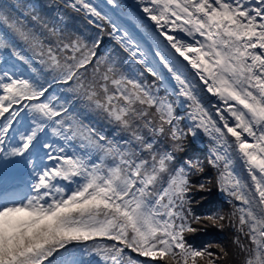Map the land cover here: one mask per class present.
I'll list each match as a JSON object with an SVG mask.
<instances>
[{
    "label": "snow or ice",
    "instance_id": "snow-or-ice-1",
    "mask_svg": "<svg viewBox=\"0 0 264 264\" xmlns=\"http://www.w3.org/2000/svg\"><path fill=\"white\" fill-rule=\"evenodd\" d=\"M68 9L98 31L70 28ZM145 72L175 83L161 95ZM0 118V264H92L89 252L103 264H223L225 245L198 248L187 234L226 226L241 264H264V0H0ZM201 129L203 160L187 154ZM49 130L79 143L66 152ZM6 165L31 169L29 192ZM205 165L228 214L193 211L197 195L210 203L212 180L193 179Z\"/></svg>",
    "mask_w": 264,
    "mask_h": 264
},
{
    "label": "trees",
    "instance_id": "trees-1",
    "mask_svg": "<svg viewBox=\"0 0 264 264\" xmlns=\"http://www.w3.org/2000/svg\"><path fill=\"white\" fill-rule=\"evenodd\" d=\"M36 0H31V2ZM28 3L29 0H16L14 3L11 4H25ZM53 3V0H38L37 6L40 5H48ZM59 13L56 11H48V16H56ZM67 24L70 28H80V29H86L89 32H97L98 29H96L93 25H89L87 20L84 18L83 12H75L71 9L67 10ZM104 43L105 45H112L115 46V41L110 40L107 34L104 36ZM103 47V46H102ZM118 47V46H117ZM27 55L31 56L33 60L36 59V57L31 53L27 52ZM13 63L16 65V70L18 72L27 73V67L22 62L18 60H14ZM145 78L149 84L155 83L156 87L160 88V94L164 95V87L162 86V83L157 80L155 77H152L150 74L145 72ZM174 99V97H173ZM83 107V106H81ZM178 112L182 115V111L178 109ZM7 115V114H6ZM27 113H23L22 116L27 118ZM85 115H88V113H85ZM94 113L89 116V119L92 123L97 124V127H104L105 131H111L110 127L107 125L106 122L97 123L96 119H93ZM24 122H27L25 119ZM188 125L186 121L181 122V127H185ZM16 127H21V125H16ZM22 130V129H21ZM186 130V128H185ZM18 140V137H17ZM49 140L53 143H57L59 146L65 147L66 152H71L73 145L79 143V141H74L72 144L65 145L62 141L59 140L57 137H53L51 135V132L49 130ZM192 138L189 136L187 138V142L190 144L188 155L192 156H198L202 160L208 155V152L206 151V147L203 148L198 145V143L195 141L194 144H191ZM37 162L40 163L39 159L37 158ZM45 164L51 166L52 162L47 161L46 159L41 163V167H43ZM12 168H17V166L11 165ZM23 169L31 172L30 168L23 167ZM27 173V172H23ZM30 178V175L27 177ZM196 181H201L205 179H211L212 183L209 185L211 187L212 191L210 194H204V199L209 201L210 203H204V201L201 199V196L197 195L195 197V200L193 202L192 208L193 211L197 214L206 212L211 208L212 210H216L217 208L221 211H223L225 214H228L232 211V203H229V199H225L223 195L220 194V191L217 190L216 184H215V170L211 167H208L205 165V172L201 175H198L193 178ZM64 185H67V182H61ZM74 187V185H73ZM234 230L231 227L226 226L222 231L219 229H210L208 231H204L203 229L198 230L196 233H190L187 234V240L189 243H191L195 247H203L207 244H215V243H221L225 245L229 251V257L226 258V260L223 262V264H241V261L243 259L242 254H239L238 250L235 248V245L232 244V238L234 236ZM96 241L101 244H110L111 241H108L106 238H96ZM92 241H89L87 243L88 247L92 246ZM215 250V249H214ZM133 256H136L135 253H132ZM85 260L91 261L92 264H103V260L100 257L99 254H92L91 252L85 254ZM140 259H146V258H140ZM162 264V262H161Z\"/></svg>",
    "mask_w": 264,
    "mask_h": 264
},
{
    "label": "rangeland",
    "instance_id": "rangeland-1",
    "mask_svg": "<svg viewBox=\"0 0 264 264\" xmlns=\"http://www.w3.org/2000/svg\"><path fill=\"white\" fill-rule=\"evenodd\" d=\"M16 0H6V2L7 3H14ZM88 2H90V3H93V4H103L104 3V0H88ZM124 2L125 3H128V4H130L129 2H127V0H124ZM27 3V2H26ZM32 3H38V0H36V1H33ZM23 10V9H22ZM177 56H178V54H176ZM179 59L181 60L182 59V57L180 58L179 57ZM182 61V60H181ZM182 62H184V60L182 61ZM186 65V64H185ZM187 66V65H186ZM187 68L190 70V73H192V74H194V71L193 70H191V68L189 67V66H187ZM193 71V72H192ZM174 81L173 80H171V78L169 79V81H167V82H165L164 84H162V86L163 87H166L167 86V84H173L174 85ZM179 110H181L182 111V115L186 112V108L185 107H181V108H179ZM186 121V123L189 125L190 123H191V121H189V120H185ZM197 143H198V145L200 146V147H206V151L208 152V149L211 147V144H212V141H211V137L208 135V134H206V133H204L203 132V130L201 129V130H199L198 131V135H197V138H196V140H195ZM220 194L221 195H223V197L225 198V199H230L229 197H227V195L226 194H224V193H222V192H220Z\"/></svg>",
    "mask_w": 264,
    "mask_h": 264
},
{
    "label": "water",
    "instance_id": "water-1",
    "mask_svg": "<svg viewBox=\"0 0 264 264\" xmlns=\"http://www.w3.org/2000/svg\"><path fill=\"white\" fill-rule=\"evenodd\" d=\"M127 2H129V0H127ZM129 3H130V2H129ZM144 19H145L146 21H147V19L150 20L148 17H147V19H146V17H144ZM147 23H148V21H147ZM148 24H149L150 26H152V28H154L153 25H151V23H148ZM161 38L163 39V37H161ZM178 56H179V54H178ZM180 58H181V57H180ZM181 60L183 61V59H181ZM183 63L186 64L185 61H184ZM188 70H189V69H188ZM189 72H190V70H189ZM202 102L204 103L205 107L208 108L210 112H212L214 118H217V117H216V114H215V110H214V108L212 107L213 104H217L216 98H215V97H211V96H209V94H208V97H206V94H204V95H203V101H202ZM237 167H239V165H237Z\"/></svg>",
    "mask_w": 264,
    "mask_h": 264
},
{
    "label": "bare ground",
    "instance_id": "bare-ground-1",
    "mask_svg": "<svg viewBox=\"0 0 264 264\" xmlns=\"http://www.w3.org/2000/svg\"><path fill=\"white\" fill-rule=\"evenodd\" d=\"M129 2H130V4H134V3H136V0H129ZM144 17H146V19H147V16H146V15H145ZM147 21H148V23H151V25H153V27H154V23H155V22H153V21H151V20H148V19H147ZM169 34H176V33L170 31ZM182 59H183V57H182ZM185 63H186V65H187V61H185ZM187 66H189V67L191 68L190 65H187ZM191 70H193L194 73H195V71H196L195 69H192V68H191ZM193 71H192V72H193ZM197 79H198V78H197ZM204 94H206V97H208V94H209V96L213 97L212 94H210V93H206V90H205ZM204 94H203V95H204ZM215 98H216V97H215ZM216 101L218 102V98H216ZM221 123H222V122H221Z\"/></svg>",
    "mask_w": 264,
    "mask_h": 264
}]
</instances>
